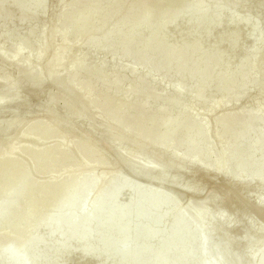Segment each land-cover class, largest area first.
<instances>
[{"label": "bare ground", "instance_id": "obj_1", "mask_svg": "<svg viewBox=\"0 0 264 264\" xmlns=\"http://www.w3.org/2000/svg\"><path fill=\"white\" fill-rule=\"evenodd\" d=\"M11 1L8 7L9 13H6L0 0V22L4 24L11 23L13 15L18 22H26L30 18L29 14L41 4V0H26L23 6H20L16 0ZM70 1L71 5H75L83 0ZM204 2L206 6H215L216 2L220 3V6L214 12L203 10L199 15L196 6L185 7L187 11L183 14L181 10H171L166 6L169 22L164 28H158L151 35L152 39L149 44L151 45L152 41L157 38V40H164L168 45L165 47L163 43H160L159 46L163 45L161 50V47L155 45L152 50L155 54L158 50L166 54L168 47L181 44L184 50L199 48L209 55L203 59L206 63H211L209 65L211 69L218 67L219 74L215 80L219 81L224 78L219 82V88L213 89L212 95L204 94L208 97L206 100L217 96L221 101L223 96L219 90L226 87L227 82L236 77L232 80L230 87H226L224 100L218 108L206 110L208 114L206 122H209L207 126L213 124L215 128L218 124L214 135L221 134L223 139L229 136L227 138L228 149L221 155L219 164L210 172L204 171L197 165L202 151L209 144L204 142V133L198 132L191 138L183 140L173 134L166 135L167 133L164 134L161 129L162 126L165 127L170 123L168 119L153 125L148 124L138 138L141 143L149 135L155 138L153 141L160 139L153 143L147 151L150 160L154 163H145L144 166L137 165L139 158L135 156L131 159L123 158L120 161L114 158L112 160L114 163L109 164V152L114 150L115 146L107 145L104 148L99 140L95 141L96 147L93 146L85 140H90L92 136L79 135L77 133L79 130L73 127L71 121L52 119L42 126L35 127L36 129L34 126L26 127L15 142L5 143L0 147V264H138V262L139 264H189L190 262L196 264H255L258 259V264H264V154L260 157L255 156L256 150L264 143V129L251 125L264 120V109L255 108L243 111L242 108L236 109L238 106L234 104L229 111H235L226 117L222 116L223 119L220 116L218 123L212 122L209 117V111L213 109L211 119L220 110L230 107L229 92L231 90L244 89L246 85L247 97L251 87L253 89V85L256 87L258 84L259 80L253 78L264 71V67L261 68V58L264 56V16L261 12H264V1L204 0ZM119 3L120 0H88L85 6L73 15L74 18L70 16L63 20L67 25L72 21L70 18H73V21L76 20L74 22L76 27H83L91 19L99 18L102 5L110 8L109 16H111L117 12ZM151 9V4H148L135 17L134 10L130 9L111 31L96 41V44L111 42L119 24L132 19L134 26H131L121 36L120 48L107 49L113 57L125 55L128 52L127 42L132 29L145 28L144 24L150 16ZM63 20L57 22L61 23ZM52 22L55 21L52 20ZM66 30L65 26L62 27L57 35H62ZM90 31L85 35L72 36L67 45L69 47H91L89 42L91 43L97 30ZM138 32V30L134 31V37ZM26 35H36L44 42L40 45H33L21 41V48L14 53L13 58L0 59V82L6 81L10 84L17 81L22 70L29 66L21 62L22 57L25 54L39 55L46 49L47 41L51 38L49 29L46 27L39 33H36L35 29H30ZM15 38L17 37L10 39ZM3 46L0 43V48ZM61 52L62 49L57 52L53 51L56 56H59ZM138 52V55L131 54V59L121 68L120 72L128 66L136 65L134 62L136 56L145 63L152 62L156 58L149 49ZM194 54L188 53L187 55L192 57ZM207 57L210 59L206 60ZM223 57L227 60L226 64L223 63L225 61ZM179 58L183 60L181 55ZM172 60L171 56L164 62L165 70L172 68ZM220 60L225 65L224 68L219 67ZM52 61L51 58L48 66L53 64ZM245 62V67L250 68L256 65L257 70L255 69L245 77H237L240 74L235 71L237 69L228 72L232 68L242 67ZM187 63H189L188 59L183 64ZM4 66L14 68V73L6 75L3 71ZM104 66V63H100L98 68L102 69ZM41 68L35 67L26 83L18 88L35 89L44 79ZM71 71L75 72L76 68L73 67ZM205 72L207 73L206 70L202 71V75ZM188 74L189 69L187 68L184 75ZM200 76H194V78ZM210 80L209 76L204 75L200 81L202 89L199 95L207 90ZM175 84L172 87L177 89L178 86ZM118 85V79L109 82L111 95L116 93ZM263 85L264 82L260 86ZM138 88L139 86L128 87L126 91ZM81 90L87 91V87L77 88L68 83L63 86L61 92L63 96L71 100L73 95ZM108 91V89L101 91L100 97L105 98L109 94ZM159 96L155 93L150 101L158 99ZM10 104L12 100L8 96H0V108ZM53 106L58 108V103H54ZM79 109L81 112L85 110V102L80 104ZM122 116L123 114L117 116L115 125L122 120ZM183 118L175 126L176 129L184 127L186 122L190 125L189 119H192L190 114L184 115ZM239 119L246 125L236 126V129L233 128L234 132L232 130L224 138L222 132ZM219 124L222 125L220 130ZM131 125L126 129L127 133L131 132L133 126H144L140 119L135 120ZM108 126L111 127L112 123H107L106 127ZM155 134L160 137H154ZM249 134L254 137L253 140L247 143L245 148L239 147L240 139L244 136L248 137ZM170 144L178 145L179 150L187 151V153L184 152L177 156L172 162L163 163L161 158L167 155L166 147ZM20 146H23L22 151L19 150ZM100 146H102L101 152L96 153L95 151ZM160 146H164L163 149H159ZM57 152L62 154V158L54 161ZM227 156L231 158L224 160L223 157ZM60 160H64L65 166ZM71 161H74L75 166L70 170L71 166L69 167L68 164L71 165ZM67 167L69 170L66 169ZM244 167H248L249 170H243ZM231 168L232 173H230ZM65 172L68 173L65 174ZM195 175L197 177L198 175L208 176L209 180L211 177L210 182H213V184L210 183L211 188L214 183L215 186L216 183H223V187H214L217 192L219 190L222 199L220 200L218 196L215 198L216 195L207 194L195 206L182 205L183 199H188L184 196V192H189L188 195L196 194L194 187L197 184L193 183L201 180ZM156 176H163L164 179L157 185L147 186V188L141 186L146 177L153 179ZM12 177L14 182H11ZM114 181L118 182L117 186L112 185ZM204 182L205 180L203 184ZM23 183H26L24 188L21 187ZM101 184L106 185L105 188L99 189L98 186ZM171 184L173 187L175 185V187H180V190L182 188L184 192L172 191V194H166L164 191L169 190L170 186L172 189ZM186 184L192 185L185 188ZM233 190L236 196V191L246 194L243 196L242 193H238L239 196H243V199L242 196L240 199L233 195ZM82 196H87V202L78 204V199ZM34 197H36L35 202H29ZM50 197L54 199L50 200ZM18 201L20 204L16 205ZM105 205L111 206L105 208ZM178 207H181L182 211L170 220L167 227L166 217ZM238 207L244 210H242L243 213L246 207L249 213L252 209L257 214L254 215L259 214L260 217L248 218L249 214L248 219L245 220L248 212L244 213L245 217H241L244 215H241L242 212L237 209ZM158 213H160L159 217H157ZM233 240L238 242L232 244ZM130 241H138L144 245L131 246L128 244ZM159 242L162 246L158 249L156 244ZM174 247H179L181 251L174 254ZM125 250L127 255L123 258L119 257L120 253Z\"/></svg>", "mask_w": 264, "mask_h": 264}, {"label": "rangeland", "instance_id": "obj_2", "mask_svg": "<svg viewBox=\"0 0 264 264\" xmlns=\"http://www.w3.org/2000/svg\"><path fill=\"white\" fill-rule=\"evenodd\" d=\"M10 1L11 0H1L4 7L3 10L6 13H9L8 7ZM16 1L18 2V5L23 6L26 0ZM86 1L88 2V0H83L82 2H79L75 5H71L70 0H62L61 2H58L57 0H41V4L29 14L30 18L26 22H18L15 15H13V20L11 21V23L9 22L8 24H4L3 22H0V43L4 45L2 48H0V59L13 58L14 53L19 51L21 48V41L33 45H40L42 42H44L43 39L36 35L27 36L26 34L30 29H35L36 33H39L43 30V28L46 27L49 29V35L51 36L50 40L47 41L46 49L40 52L39 55L29 56L28 54H25V56L22 57L21 62L23 64H28L29 66H27L26 69L22 70L21 75L17 81L11 82L10 84H7L6 81L0 82V96L6 95L12 100V104L0 108V132H2V135H0V147L1 145H5V143L9 144L15 142L18 136L26 127L34 126V129H36L35 127L42 126L43 124L47 123V121L52 119H56L57 121L66 120L71 121L73 127H76L79 131L82 132L81 133L74 128L79 135L89 134L90 136H92L90 140L85 138L84 139L89 141V143H91L93 146H95V141L97 140L100 141L101 145H103L104 148L107 147V145L111 147L115 146V149L109 152V164L114 163L112 161L114 158L120 161L123 158L131 159L135 156L136 158H139V163H137V165L144 166L150 162H153L150 160V156L147 154V151L153 145V143L160 141V139H156L155 141H153L155 138L153 139V137L151 138V135H149L150 137L147 136L146 140L141 143L138 138L143 134L144 130L146 129L145 126H147L148 124L153 125L157 122L160 123L162 120L168 119L170 123L165 127L162 126L161 129L164 134L167 133L166 135L173 134L174 136L182 138L183 140L191 138L198 132H202V134L204 133V142H208L209 144L202 151L201 157L197 160V165L203 168L204 171L210 172L219 164L221 155L228 149V135L232 132L233 128L244 123L240 119L236 120L233 125L229 126L224 130V132H222L224 138L228 136L226 139H223V137L221 138L220 133H218L220 135H214V133L217 131L216 129L218 128V124L215 128L213 124H209V126H207L209 122H206L208 121V114L206 113V110L218 108V106L224 100L226 87L229 88L232 80L236 77L229 80L226 84V87L219 90V92L223 96V99L221 101L217 96L211 97V101L206 100L208 97H205V95L208 93L212 95L211 93H213V89H218L219 82L224 78L223 77L219 81L215 80V78L219 74L218 67L215 69H211V67L209 66L211 63H206L203 59V57L209 55L203 53V51H201V49L199 48L184 50L181 44H178L174 47H168L169 50L167 51V53L163 54L162 52H160V50L163 48V45H165V47L168 46L165 44L164 40H157L156 38V40L152 41L153 43L151 45L149 44V41L152 39L151 35H153L158 28H164V26L169 22L167 7H169L171 10H181V13L183 14L187 11L184 9L185 7L191 8L193 6H196L198 8L197 14L199 15V13L203 10L214 12L219 8L220 3L216 2L215 7L214 5L206 6L204 0H161V2H159V0H120L119 6L116 10L117 12L114 15L109 16L110 8L107 5H102L99 12V18L96 17L91 19L83 27H76V24L74 23L76 20L73 21V15H76V13H78L85 6V4L87 3ZM148 4H151L152 9L150 10V16L148 20L144 24L145 28H143L142 30H139V27L134 28V30L132 29L127 42L128 52L125 55L113 57L107 52V49L111 48L115 50L118 47L120 48V45L122 43L121 36L125 34L131 26H134V20L132 19H128L119 24L114 34L115 37L111 42L96 44V41L102 38V36H104L109 31H111L114 25L118 23L130 9L134 10L135 17L138 12ZM261 13H263L264 16V12L262 11ZM70 16L73 17L70 18L72 19V21L66 25L63 19ZM52 20L55 22L53 23ZM58 20L63 21L61 23H58ZM153 23L155 26L153 25ZM64 26L67 28L65 33H63L62 35H57V32ZM93 29L97 30V34L93 36L91 43L89 42V45L91 47H69L67 45L72 36L85 35L86 32L89 33V31H93ZM135 30H138L139 32L134 37ZM12 37L17 38L10 39ZM160 43H163V45L159 46ZM155 45L161 47L160 50H158L157 54L152 52ZM59 49H62V52L59 56H56L53 51L57 52ZM147 49H149L150 52H152L156 57L152 62L145 63L143 61H140V58L136 56V60L134 61L136 65L128 66L127 69H125L123 72H120L121 68H123L128 60L131 59V54L138 55V51ZM188 53L195 54L190 57V55H187ZM180 55L183 60H180ZM171 56L173 57L172 68L170 70H165V68H163L164 62ZM51 58L53 60V64L51 66H48ZM208 58L209 57H207L206 60ZM223 58L225 60L223 63L226 64L227 60L225 57ZM187 59L189 63L183 64ZM100 63L105 64L104 68H98V65ZM223 63L222 60H220L219 67L224 68L225 65ZM181 64L183 65L181 66ZM245 64L246 62L242 65V67L232 68L228 72L237 69L235 71L240 72L237 77H245L246 75H250L251 72H253L255 69L257 70L256 65L249 68L245 67ZM35 67H42V76L44 78L42 82L39 83L38 86L33 90L18 88L19 86H22L26 83V80L29 78L31 71ZM73 67L76 68L75 72L71 71ZM263 67L264 56L261 58V68ZM187 68L189 69V74L184 75V71ZM205 70L208 74L205 72V74L202 75V71ZM3 71L6 75H12L15 70L12 67L4 66ZM199 75L201 76L196 78ZM204 75L209 76L211 80L208 82L207 90L199 95L198 93L202 89L200 81L202 80ZM194 76L196 77L194 78ZM115 79L119 80V85L116 93L111 95L109 82ZM253 79H256L257 81L259 80L256 87H254L253 85V89L255 88V91L251 87V91L246 97V85L244 86V89L237 88L234 91L231 90L229 92L230 107L225 110H220L212 119L211 113L214 109L209 111L210 120L212 122L218 123L220 120V116L221 119H223L224 117L231 115L235 110H231V112L229 111V109L234 104L238 106L236 109L242 108L243 111H248L255 108L264 109V85L260 86L264 82V71L255 76ZM68 83H71L77 88L86 86L87 91H77L70 100V98L63 96L61 92L63 86ZM174 83H176L175 85L178 86L177 89H174V87H172ZM250 83L251 82H249V84ZM137 86H139L137 90L134 89L128 92L126 91V88L128 87L135 88ZM223 86L224 85H222V87ZM107 89L109 90V94H107L105 98H101V91ZM155 93L159 94L160 96L158 97V99L150 101L152 100V95H154ZM82 102H85V110L83 112H81L79 109V106ZM54 103H58V108H55L53 106ZM226 113L229 114L225 115ZM120 114H123L122 120L118 122L117 125H115V120ZM189 114L193 119H189L190 125H188V123L186 122V126L184 125V127L176 129L175 126L184 119L183 116ZM138 119L141 120V123L144 124V126H133L131 132L127 133L126 129H128L129 126H132L131 124ZM107 123H112V126L106 127ZM245 125L246 124L242 126ZM251 125L257 128L264 129V120H261L260 123ZM221 126L222 125L219 124V130L221 129ZM154 137L160 136L155 134ZM253 138L254 137L252 135L250 136V134L248 135V137L244 136V138L240 139V144H238V146L245 148L246 144L253 140ZM261 145L262 146L259 149L257 148L258 150H256V157H260L264 154V143ZM101 147L102 146H100L95 152L100 153L102 150ZM163 147L164 146H160L159 149H163ZM19 150L22 151L23 146H20ZM166 150L167 155L161 158V162L163 163L172 162L176 159L177 156L183 154L184 152L187 153V151L179 150L178 145L174 144L168 145L166 147ZM61 158L62 154L57 152L54 161ZM230 158V156H227L226 158L223 157L224 160H229ZM60 161L64 162V160ZM68 165L69 167L71 166V168H69L71 170L73 166H75V163L74 161H71V165ZM233 167L236 168V166ZM232 168L230 173L233 172L234 168ZM244 168L245 169L243 170H249L248 167ZM66 169H68V167ZM67 173L68 172H65V174ZM228 175L230 174L228 173ZM163 176H156L153 177V179H147L146 177V180L143 181L144 183L141 186L147 188V186L149 187L151 185H157V183H160V181L164 179ZM198 177H200V175H198ZM198 177L196 176V178ZM202 178L203 181L205 180V184H203ZM208 178V176H202L200 177L201 181L193 183L197 184L194 187L196 188L195 193L197 195H188L189 192H184L182 188L180 190V187H175L176 185L173 187V184H171L172 189L170 186V189L164 192L166 194H172V191L184 192V196L190 200L183 199L182 205L189 204L190 206H195L199 202H201L207 194H213L214 196L216 195L215 198L218 196L221 200L222 195H220L219 190L217 189V192L216 188L214 189V187H223V183L217 181L221 185L219 183H216L215 186L214 183L212 189L211 185L213 184V182H210L212 181L211 177L210 180ZM11 182H14L13 177L11 178ZM199 182L202 183L200 184ZM117 183L118 182L114 181L112 182V185L117 186ZM190 185L186 184L185 188ZM25 186L26 183H23L21 185L22 188H24ZM105 186L106 185L101 184L98 187L99 189H102L105 188ZM212 190H214V192H212ZM236 193L237 196L236 194H234L233 190V195L240 199L242 196H239L240 193H242L243 196L246 194H244L242 191H236ZM35 198L36 197L30 199L31 201L29 200V202H35ZM53 199L54 197L52 199L50 197V200ZM86 202L87 196H82L78 199L77 203L85 204ZM19 204L20 201L16 202V205ZM107 206L111 205H105V208H107ZM189 207H187V209ZM247 207L244 208L246 209L244 213L246 214L248 212L245 220H247L248 218H255L257 214L254 213L252 209H250L249 213V209L247 210ZM237 209H240L242 212L241 215H244L243 209H241L240 207H238ZM181 211V207H178L166 217L165 224L167 227L170 224V220ZM159 216L160 213H158L157 217ZM241 217H245V215ZM259 217L260 215L258 214L255 219ZM193 219L195 220L194 217ZM137 224V226H139V223ZM260 225H262V223ZM237 242L238 241L234 242L233 240L232 244H236ZM239 242L243 244L241 241ZM128 244H130L131 246L144 245V243H139L138 241H130ZM161 246L162 243L160 242L156 244V248L158 249ZM250 246L252 247V245ZM126 250L122 251L119 257H125L127 255ZM179 251H181L179 247H174V254L178 253ZM258 263L259 259L255 261V264ZM189 264L196 263L190 262Z\"/></svg>", "mask_w": 264, "mask_h": 264}]
</instances>
